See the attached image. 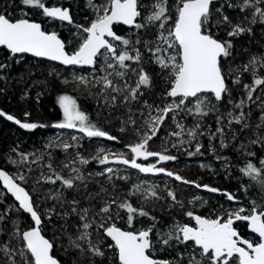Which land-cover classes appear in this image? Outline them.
<instances>
[{"label": "rangeland", "instance_id": "rangeland-1", "mask_svg": "<svg viewBox=\"0 0 264 264\" xmlns=\"http://www.w3.org/2000/svg\"><path fill=\"white\" fill-rule=\"evenodd\" d=\"M236 1L239 10L236 13V16L230 20L232 24L240 23L241 26L245 28H251V32H245L239 35L246 36L248 42L247 46L242 47L240 51L237 50L234 58L231 59L229 63L228 61H221L222 71L225 75V82H228L226 83L228 92L223 94L221 100H216L212 93L201 94V98L205 100L207 105L204 110L207 114L203 116L195 114L194 112L196 98H189L191 103L185 101V104L187 107L193 108V113H188L183 110L169 113L165 122L160 127L162 132H160L156 141V146H158V148L155 151L149 148L150 151L162 152L176 157L180 154H183L184 156V154L189 151L197 154V145H200V149L201 147H205L202 151V155H199L196 160H182L184 164L181 163L182 161H178L177 158L163 162H158V158H156V160L146 162V164L157 162V167H164L166 171H171L176 175L181 176L184 181H190L192 183L178 181L175 179V176H168L166 172L158 173L157 175H143L122 164L112 163V160L116 158V155L131 158L128 146L136 143L139 139L140 133L147 130L145 121L149 119V114L153 116L156 115V106L163 107L165 104L172 102L173 98L166 95L170 86L167 78L168 71L162 69L155 63L153 53L148 50L150 47L156 46L154 42L156 41L159 31V22H157V24H150L142 29L121 26L123 29L121 36L133 42L129 46H123L119 41H112L117 45L118 49L124 47H128L130 50L132 48L139 49L141 53V61L139 64L133 61H130V64L129 61H126V63L130 66L132 65L131 69L138 70L141 67L140 64L142 63V59H144L147 61L146 64L155 71L158 80L162 82L161 87L155 96L145 95L147 89L145 88V85H141L138 90L137 98L129 101L124 100V96L128 94L127 90L115 93L111 88H108L111 94L109 96L110 103L120 110L121 108L125 110L124 116L127 122H129L128 125L132 128L133 137L126 141L125 146L111 141L102 140L101 138L105 137H100L99 139L94 140L96 153L88 156L87 154H82L75 148L80 140L87 137L79 130V128L69 129L55 127V125L60 122L48 123L46 126L44 125L39 128L41 136L39 135L36 139L38 141L41 140L46 145L45 150L49 148L52 149L59 145L65 151V155L67 154L66 159H64L60 165V170H58L59 175L65 178L74 176L75 173H73L72 169L76 168L80 170V173H82L83 176L88 175L98 178L105 186H107V188H105V186H98L95 189L94 196L97 200L93 203V208L88 212L87 217L88 222H92L94 219L95 223H92V227L87 229L90 235L85 239L80 240L84 246L80 247H83V250L89 252L91 255L94 254L89 247L90 244L99 247L104 253L103 256H95L106 257L108 261L120 264L118 262L115 246L104 235V230L99 228V223L101 222L100 218L103 216L104 220L108 223H115L117 226L118 224H123L125 227L124 229L129 231L138 232L152 227L153 230L150 233L152 248L149 249V254L155 258L169 261L171 264H190V261L192 264H196V262H199V264H210L208 257L202 256L200 248L195 246L193 242H179L173 237V239L165 245L163 239H166L167 236L162 237L160 234L169 232L175 224H189L190 226L195 227V220L186 215L188 211H193L195 215L215 219L217 216H226V213L240 208L247 210L252 206L254 201L257 204H264V189L258 187L256 181L253 179H240L241 176L239 171L231 166L228 167L227 162L214 161L209 157L212 152L233 146V151L241 157H244V155L250 156V153L255 154L254 158H251V160L254 161V165H256L257 168H264V165L261 164V161H264V85H254L255 78H264V45L257 46L255 44L257 39L264 40V22L260 21L257 14L256 22L251 23L255 7L264 8V0H262L261 3H256V0H252V6L243 11L241 10L243 0ZM45 2L46 5L59 6L62 8H70L69 6L73 4L74 6L72 8H75L70 11L72 23H64L46 17L43 15L41 9L26 6L22 3V0H1L0 14H5L13 20L20 18L35 19L37 21L42 20L47 31L61 30L63 32L68 52H73L78 48L83 35H85L77 26L83 25L84 27H87L90 22L95 19L96 13L90 5L89 0H48V2ZM104 2L105 0H92V3L94 4H101ZM178 2L179 0H168L169 13L173 17L172 20L168 21V27H171L174 21L175 9ZM152 3L153 0H140L142 16L137 18L138 22H145L143 18L150 13V6ZM222 6L221 3L214 6V8L221 10L219 11L221 15L219 14L220 19L218 20H221L222 16L225 15ZM216 9L212 8L213 11ZM217 25L221 26V24L212 23L210 28L214 35H223V37L232 38L227 35L231 30V25L227 24L221 30L215 28ZM137 40L140 41L139 44L135 43ZM12 56H14V64L20 65L21 55L12 54ZM253 57L256 58L257 62L255 65H249V62ZM11 60L12 57L9 55L4 57L3 65L10 66ZM32 62V65L38 64V68L42 65L43 68H40L46 70V74L57 79L63 85L64 90L71 88L75 84L86 85L90 83L93 86L103 85L102 82H95L96 80H99L100 77L104 76L103 73L105 71L101 70L104 65L103 57L98 58L97 65L90 68L76 66L62 69L49 63L41 64L37 62L35 63L34 61ZM245 65H249L247 71H245ZM108 71L112 70L108 69ZM253 73H255V76ZM74 77H85L86 82H80ZM116 78H118L120 83H114L115 85L123 87L124 84L127 83L129 87H135L138 75L136 72L127 71L123 78ZM244 85H252L255 89L252 92L251 99L248 98L249 89L245 88ZM61 95L68 94L63 93ZM113 95L116 96L115 101L112 100ZM242 100L244 101L243 105L237 107ZM149 105L152 107L149 108ZM60 111L63 115V110L61 108ZM241 113L244 114V117L240 122H237L234 118L240 116ZM121 120L123 123L120 124L119 129L124 130L125 124L123 119ZM131 121H135V124L131 123ZM14 124L19 128L18 130L20 132L25 130L16 123ZM177 124L183 125L185 129L179 137L172 135L174 132L181 131V129L177 127ZM217 129H223V132H218ZM188 130H192L195 133V136L188 135ZM15 137L18 138V140L20 139L19 136ZM73 137L76 139L74 140ZM236 137H238V139L234 141ZM247 137L248 139H252V141L247 140L249 141V146L254 145L253 148H255V150L250 148L248 153L243 146V144H245L243 141ZM181 141H183V143H181ZM18 143H22V147L18 145L20 150L15 151V155L11 149L6 150L2 164L8 167L9 172L14 178H16V181L28 183L29 181L31 183L44 181L45 177L41 167V153L37 147V143L34 140L29 142L26 136L22 138V140L20 139V142ZM65 143L71 145L66 150L63 147ZM173 145H175V147ZM101 149H104L107 153L116 154L110 155L109 162L105 165H101L98 162V159L95 163L94 161L92 162V159L97 156ZM244 152L247 154H244ZM81 157L87 159L88 163H81ZM109 167L113 169L111 174L106 173L105 171L106 168ZM98 173L105 174L98 175ZM19 175H24L25 180L20 181L18 179ZM109 176H111V179H109ZM187 176L193 179H189ZM205 176H211V178H215V180L218 181L220 179L227 180L228 182L233 181V183L235 182V185H232L234 189L230 192L208 191L203 185H208L210 188L214 187L209 185L210 183L204 181L203 178ZM260 178L264 179V177ZM215 180L213 179L212 181L216 182ZM76 181L79 182V180ZM238 183L242 184L243 187L239 188ZM197 184L201 185V187L197 188ZM135 185H141L142 189H153L157 195L153 197L150 193L143 190L136 192L134 189ZM108 188L110 190H108ZM69 190L70 189L64 186L59 180L56 185L51 184L48 188H45L42 195L44 205L41 206L40 211L46 218L63 216L66 219H69L72 224L75 223L73 226L74 235L71 239L76 240L77 237L85 231L82 227L84 221L80 220V215L83 213L81 209L77 206L75 207V205L66 206L64 204V202L67 201L66 195ZM169 191L175 193L176 201H173L168 195ZM29 193H32L31 190ZM227 193L232 194L235 199L231 201L228 200ZM4 194L7 193L0 186V196L3 197ZM60 198H64V200L61 201ZM113 199L116 203L111 205L109 213H101L100 209L106 204L111 203ZM125 201L131 203L132 206L137 209L150 207L154 211L158 212L159 210L160 212H164L165 215L160 217L157 220V223L147 215L136 217L135 219L133 218L134 220L129 224V214L127 210L118 207L120 203ZM11 206L13 211L17 210L16 208L19 209L17 203L14 201ZM36 207H38V204ZM74 207L76 208L75 212L73 211ZM7 209L9 210L10 206H8ZM143 210L146 211V209ZM243 214H247V211ZM108 216L112 217L110 221L107 219ZM0 217H2V219H0V227H2L4 225L2 220H4L5 217H3L1 210ZM9 225H11L10 229L13 238L17 240V245L13 248L12 245L7 240L4 241L3 236L0 235V251L9 263L13 264V262H15V264H23V258L20 255V251L23 249V242L21 243L20 239L14 235V232L17 227L22 232L24 229L30 227V225L28 222L19 224L10 222ZM153 225H155V227H153ZM237 229L240 230L241 227L238 226ZM250 234L249 238L246 239L258 241L259 238L257 236L252 233ZM109 245H112V247H109ZM5 246L10 250L9 255H5ZM23 250L25 251V256L29 259L28 256H30V254L27 253L26 249Z\"/></svg>", "mask_w": 264, "mask_h": 264}, {"label": "snow or ice", "instance_id": "snow-or-ice-1", "mask_svg": "<svg viewBox=\"0 0 264 264\" xmlns=\"http://www.w3.org/2000/svg\"><path fill=\"white\" fill-rule=\"evenodd\" d=\"M213 2L214 0H179L172 26L168 27V21L173 19L169 13L168 0H153L150 13L143 18L144 23L137 21V18L142 16L140 0H105L101 4H94L92 0H89L96 13L95 19L87 27L77 26L85 35H83L78 48L71 53L66 51L65 43L55 31L47 32L43 30L41 24L27 18L13 20L5 14H0V46H4L12 54L31 53L35 57H45L53 61H59L63 65L96 66L98 58L103 57L104 65L101 70L105 71L106 74L95 82H102L105 88H111L115 93L127 90L128 94L124 96V100L129 101L137 98L141 85H150V76L144 71L143 67L138 70L131 69V66L126 63V61H133L139 64L141 53L136 48L131 50L128 47L118 49L112 41H119L123 46H129L133 42L117 35L113 30V25L122 23L134 26L136 29H142L159 22V31L154 42L156 46L150 47L148 50L153 53L155 63L168 71L167 78L170 86L166 95L173 98L172 102L165 104L163 107L156 106V115L149 114V119L145 121L147 130L140 133L136 143L128 146L131 158L107 153L104 149H101L94 159H98L101 165H105L109 162L110 155H116L118 162L130 165L141 173L166 172L168 176H175L178 181L192 183L184 181L181 176L171 171H166L164 167H157L156 163L141 164L137 162V159L143 157L147 160L148 157H157L158 162L176 159L174 156L149 150V142L157 135L169 113L177 110L193 113V108L187 107L185 101L191 103L189 98H196L195 114L206 115L204 109L207 105L205 100L201 98V94L212 93L216 100H221L223 94L228 92L225 75L222 71L221 58L230 55L232 43L230 40L221 41L217 39L209 28ZM261 2L262 0H256V3ZM22 3L26 6L41 9L46 17L72 23V17L67 8L47 6L45 0H22ZM251 6L252 0H243L241 10L243 11ZM217 11L221 10L217 9ZM257 14L260 21L264 22V8L255 7L251 23L256 22ZM217 23L231 25V30L227 33L229 37L251 32V28H245L240 23L232 24L227 15H223L222 20H218ZM108 37L111 38V41L107 39ZM135 43L139 44L140 41L137 40ZM256 62V58L253 57L249 65H255ZM249 65L244 66L245 71L248 70ZM4 66L0 64V68ZM108 69L112 71H108ZM128 70L136 72L138 75L135 87H129L127 83L123 87L115 85L113 80L109 78L112 76L123 78ZM253 74L255 76V73ZM74 78L80 82H86L85 77ZM254 85H264V78H255ZM244 87L249 89L248 98L251 99L252 92L255 89L252 85H244ZM112 100H116L115 95L112 96ZM58 103L63 110V121L56 124L55 127L79 128L87 137L117 139L91 123L89 117L79 109L73 97L61 95L58 97ZM243 103L242 100L237 107L242 106ZM148 107L151 108L152 106L149 105ZM28 115V113H25L26 117ZM0 116L6 117L9 121H14L20 127L28 130L43 126L36 123H22L15 116L2 110H0ZM243 117L244 114L241 113L240 116L234 119L240 122ZM131 123L135 124V121H131ZM177 127L181 131L174 132L172 135L179 137L185 129L180 124H177ZM217 131L222 133L223 129H217ZM188 135L194 137L195 133L188 130ZM73 139L76 138L73 137ZM70 146L67 143L63 145L65 150ZM173 146L175 147V145ZM199 151L200 145H197L196 152ZM193 154L195 153H189V155ZM249 155L254 154L250 153ZM81 163L87 164L88 160L81 157ZM261 164L264 165V161H261ZM49 168H51V165H49ZM72 171L75 175L68 178L56 174L54 179L53 177H46V179L51 183L59 180L64 186L71 188L76 180L84 179L79 169L73 168ZM105 171L111 174L113 169L109 167ZM241 171L254 180L258 177H264V168H257L252 163H248ZM104 174L98 173V175ZM18 179L23 181L25 176L19 175ZM109 179H111V176H109ZM0 181L3 182L7 191L15 197V200L19 202V209L30 214L34 222L33 227L22 232L17 227L14 232V235L23 241V249H26L31 257V259H28L22 249L20 255L23 258V264H59V261L51 254L52 242L42 234V218L34 207V201L29 191L20 183H17L16 178L3 169H0ZM260 182L264 185V179H261ZM196 187L199 188L201 185L197 184ZM203 187L211 192L219 191V189L210 188L208 185H203ZM134 189L136 192L142 190L148 192L153 197L157 195L153 189H142L141 185H135ZM168 195L173 201H176L174 192L169 191ZM226 195L230 201L235 199L230 193ZM76 203V201H73V204ZM115 203L116 201L113 199L111 203L101 208L100 212L109 213L111 205ZM118 207L127 210L129 224L132 223L135 214L148 215L142 208L137 209L127 201L120 203ZM73 211H76L75 207ZM81 211L83 214L80 215V220L84 221L82 227L85 231L77 237L78 240L88 237L90 233L87 229L92 227V223H95L94 219L92 222L87 221L89 209L85 208ZM245 211H247V214H243ZM186 215L195 220L196 226L193 227L189 224L173 225L169 232L160 234L162 237L167 236L166 239H163L165 245L173 237L179 242L191 241L200 248L202 256L208 257L210 264H264V204H257L254 201L247 210L240 208L226 213V216H217L215 219L195 215L193 211H188ZM100 219L99 228L103 229L106 235L115 242L120 264H171L169 261L155 260L149 254V249L152 248L150 241L152 227L138 232L125 231L115 223L105 221L103 216ZM107 219L110 221L112 217L108 216ZM152 219L155 220L154 217ZM234 221H247L251 231L258 234V241L241 237L233 227ZM71 243L76 248H80V244L76 243L75 240H72ZM89 247L94 255H104L99 247L91 244ZM109 247H112V245H109ZM4 252L5 255L10 254L7 246L4 247ZM190 264H192L191 261ZM196 264H199V262H196Z\"/></svg>", "mask_w": 264, "mask_h": 264}, {"label": "trees", "instance_id": "trees-1", "mask_svg": "<svg viewBox=\"0 0 264 264\" xmlns=\"http://www.w3.org/2000/svg\"><path fill=\"white\" fill-rule=\"evenodd\" d=\"M45 1L48 2V0ZM220 3L223 5V12L229 17V19L235 17L236 13L239 10L236 0L214 1L211 5V18L209 22V28H211L212 23L218 24L216 21L220 19L219 14L221 15V13L218 12L217 9L214 8V6ZM229 5L232 6L230 7ZM73 6V4L69 6L70 11L75 8H72ZM212 8L216 10L213 11ZM33 21L37 20L33 19ZM37 22H40L43 25L42 20H39ZM225 25L227 24L221 23V26L217 25L215 26V28L221 30L225 27ZM43 28L46 30L44 25ZM114 29L116 31H119L120 33L123 30L120 25L114 26ZM55 32L65 43V36L63 32L61 30H55ZM215 37L221 41H231L232 48L230 49V55L228 57L221 58V61H228V63L231 59L234 58L237 50L240 51L242 47L248 45L246 36L226 38L223 37V35H215ZM255 44L257 46H263L264 40L257 39ZM65 48L68 51L66 45ZM8 55L12 57L10 66H4L3 68H0V110H2L3 112L15 116L17 119L21 120V122L36 123L43 126H46V124L48 123L62 122L63 115L61 114L58 104V97L61 94L66 93L76 100L77 106L89 117V121L91 123L106 131L110 136H114L117 138L116 140H110L105 137L101 138L102 140H107L109 142L111 141L125 146L126 141L133 137L132 128L128 125L129 122H127L124 116L125 110L123 108H121L120 110L110 103V90L108 88H105L104 85L93 86L90 83L86 85L75 84L71 88L64 90L63 85L57 79H54L53 76L46 74V70H42L40 68L42 67V65L38 68V64L32 65V61L41 64H53V66L62 69L66 68H63L62 66L55 63L34 59L28 55H21V64L15 65L13 62L14 56H12L10 52L2 47H0V64L4 63V57ZM146 62L147 61L142 59V63L140 64L141 67H143L144 71L150 76V85H145V88L147 89L145 95L147 94L149 96H155L157 91L161 87L162 82L158 80L157 75H155V71L150 66H148ZM128 72L131 71L128 70ZM103 74L105 75L106 73L104 72ZM109 78L112 79L115 84L120 83L118 78H116L115 76ZM226 83L228 82L226 81ZM25 113H28L29 115L27 117L23 116L25 115ZM200 115L203 116V114ZM121 119H123L125 124L124 130L119 129L120 124L123 123ZM14 123L15 122L7 120L6 117L0 116V167L6 169L9 172L8 167L2 164L4 153L6 150L11 149L13 154L15 155V151L20 150L19 146L22 147V143H18L20 142V139L22 140V138L26 136L29 142L31 140H34L37 143V147L39 148V151L41 153V167L43 169V174L45 177L44 181H38L36 183H31L30 181L29 183L18 182L22 184L27 189V191L30 192L31 190L32 192L30 194L33 198L34 206L42 218V232L53 243V254L63 264H116L115 262L108 261L106 257L91 255L89 252L83 250L84 246L78 239L75 240L76 243L80 244V246L83 247L76 248L75 246H73L71 243V238L74 235L73 226L75 225V223L72 224L69 219H66L63 216H52L51 218H46L40 211L41 206L44 205V199L42 197L43 190L45 188H48L51 184L56 185L58 183V180L55 183H51L46 179V177H53V179L55 178V175L58 174L60 165L62 164L63 160L66 159L67 154L65 155V151L59 145L52 149L49 148L45 150L46 145L41 140L38 141L36 139L40 135V127L32 130L25 129L24 131L20 132L18 130L19 128ZM160 132H162V129L159 130L157 135L153 137V139L149 142V148H151V150L155 151L158 148V146H156V141ZM15 136H19L20 139L18 140V138H16ZM99 138L100 137H86L80 140L75 148L84 155H92L96 153L94 140H97ZM237 139L238 137H236L234 141H236ZM247 140L252 141V139H248L247 137L243 141L245 142V144H247H243V146L246 148L245 150L248 153L250 148L252 150H255V148H253L254 145L249 146V141ZM204 149L205 147H201L200 151L197 154L189 155V153H192L189 151L188 153L186 152L184 156L183 154H180L179 156H176V158L178 161H194L197 159V157H199V155H202V151ZM246 152H244V154ZM254 156L255 154L250 156L244 155V157H241L233 151V146L217 150L209 155L212 160L227 162L228 167L231 166L232 168L238 170L241 176L240 179L242 180L253 179L252 177L245 175L241 170L244 169L248 163L254 164V161L251 160V158H254ZM93 161L95 163L97 159L93 158L92 162ZM181 163L184 164L183 161ZM49 165H51V168H49ZM187 178L189 177L187 176ZM203 179L206 183H210L209 185L213 186L216 189H219V191L230 192L232 189H234L233 186L235 185V182L233 183V181L228 182L224 179H220L218 181L215 180V178H211V176H205ZM213 179L216 182H213ZM254 181L257 182L258 187L264 189V185H262L260 182V177H258ZM75 182L76 184H74L73 187L69 188L70 190L66 195L67 201H65L64 204L66 206L75 205V207L77 206L81 210L87 208L90 211L93 208V203H95L97 200V198H95L94 196L95 189L98 186H105L104 183L100 179L88 175H85L83 180ZM241 185L242 184L238 183L239 188L243 187V185ZM105 188H107V186H105ZM108 190L110 189L108 188ZM60 199L61 201L64 200V198ZM73 201H76L77 203L73 204ZM12 203V199L7 194H4L3 197L0 196V210L3 214V217H5L4 220H2L4 227H0V235L3 236L4 241L7 240L12 245V247L15 248V246L17 245V240L14 239L11 234V225H9V223L11 222L19 224L28 222L30 226L32 223L29 220V217L20 209L16 208L17 210L13 211L11 206ZM37 204L38 207H36ZM8 206H10L9 210L7 209ZM143 209H146V211H144L148 213V216H150L151 218H155V220H152L156 221V223L158 222L157 220L160 217H163L165 215L164 212H160L159 210L158 212L154 211L150 207ZM136 217L141 216L135 214L133 218L135 219ZM118 227L123 229L125 228L123 224H118ZM28 257L29 259H31L30 256ZM0 264H12L8 262L1 251Z\"/></svg>", "mask_w": 264, "mask_h": 264}, {"label": "water", "instance_id": "water-1", "mask_svg": "<svg viewBox=\"0 0 264 264\" xmlns=\"http://www.w3.org/2000/svg\"><path fill=\"white\" fill-rule=\"evenodd\" d=\"M214 1H217V0H214ZM48 6V5H47ZM50 7H51V5H49ZM57 7H59V6H57ZM68 9V8H67ZM70 11V10H69ZM71 15V14H70ZM72 17V16H71ZM53 19V18H52ZM55 20H58V19H55ZM32 21V20H31ZM58 21H60V20H58ZM34 22H36V23H39V24H41L40 22H37V21H34ZM61 22H64V23H69V22H67V21H61ZM118 24H121V25H123V26H125V27H127V28H131V27H134V26H129V25H124V24H122V23H118ZM42 25V24H41ZM115 25V24H114ZM113 25V26H114ZM43 28V27H42ZM44 30V29H43ZM114 30V29H113ZM45 31H47V30H45ZM47 32H52V31H47ZM117 35H120L119 33H116ZM121 36V35H120ZM59 37V36H58ZM60 38V37H59ZM61 39V38H60ZM107 39H109L110 41H111V38L110 37H108ZM62 40V39H61ZM63 41V40H62ZM117 42V41H116ZM0 47H2V48H5L4 46H0ZM6 49V48H5ZM7 50V49H6ZM8 52H10L9 50H7ZM67 51V50H66ZM11 53V52H10ZM70 53V52H69ZM12 54V53H11ZM13 55H22V54H13ZM24 55H28V56H30V57H32V58H34V59H38V60H45V61H47V62H51V63H55V64H58V65H60V66H62V67H72V66H77V67H82V68H90V67H92V66H87V65H84V66H80V65H63L61 62H59V61H53V60H51V59H49V58H45V57H35L33 54H31V53H24ZM215 97V96H214ZM156 158L157 157H148L147 158V160H145L143 157H140V158H138L137 159V162L138 163H141V164H146V162H148V161H152V160H156ZM112 163H116V164H122V163H120V162H118L117 161V159L115 158V159H113L112 160ZM154 163H156L157 164V162H154ZM122 165H124V164H122ZM124 166H126V167H129V168H131V169H134V170H136V171H138V172H140L138 169H135V168H132L130 165H124ZM0 169H3L4 171H6V172H8L6 169H4V168H2V167H0ZM9 173V172H8ZM141 173V172H140ZM10 174V173H9ZM141 174H143V175H157L158 173H141ZM11 175V174H10ZM17 182V181H16ZM17 183H19V182H17ZM0 186L4 189V191L12 198V200L14 201V202H16L17 203V205H18V207H19V202L18 201H16L15 200V197L10 193V192H8L7 191V189H6V187L4 186V184H3V182L2 181H0ZM23 186V185H22ZM24 187V186H23ZM26 189V188H25ZM35 207V206H34ZM23 213H25L28 217H29V219H30V221H31V226L30 227H33L34 226V222L32 221V219H31V217H30V214H28V213H26V212H24L22 209H20ZM246 222V224H247V229H248V231L250 232V233H252V234H254L255 236H257L258 237V234H256V233H253L252 231H251V229H250V227H249V223L247 222V221H245ZM30 227H28V228H30ZM27 228V229H28ZM27 229H24V230H27ZM122 230H125V229H123V228H121ZM23 230V231H24ZM125 231H129V230H125ZM42 234H43V232H42ZM104 234H105V236L112 242V244L115 246V242L111 239V237H108L107 235H106V233L104 232ZM44 235V234H43ZM45 236V235H44ZM45 238H47L50 242H51V240L47 237V236H45ZM259 238V237H258ZM117 250V249H116ZM51 254H52V251H51ZM53 255V254H52ZM54 256V255H53ZM151 257L153 258V259H155V260H159V261H164V260H162V259H159V258H155V257H153L152 255H151ZM54 258H56L55 256H54ZM117 258H118V251H117ZM58 261H59V259L58 258H56ZM118 262H119V259H118ZM120 263V262H119ZM59 264H63V263H61L60 261H59Z\"/></svg>", "mask_w": 264, "mask_h": 264}, {"label": "flooded vegetation", "instance_id": "flooded-vegetation-1", "mask_svg": "<svg viewBox=\"0 0 264 264\" xmlns=\"http://www.w3.org/2000/svg\"><path fill=\"white\" fill-rule=\"evenodd\" d=\"M71 13V12H70ZM33 20V19H32ZM116 25H120V26H123V25H121V24H115L114 26H116ZM114 26H113V29H114ZM114 31L116 32V33H119L120 35H121V33L119 32V31H116L115 29H114ZM114 42H116V41H114ZM118 42V41H117ZM238 226H240L241 227V229L240 230H238L237 228H238ZM233 227L237 230V232L239 233V235L241 236V237H243V238H249V236L251 235L250 234V232L248 231V229H247V224H246V222L245 221H234V224H233ZM254 239H256V238H254Z\"/></svg>", "mask_w": 264, "mask_h": 264}, {"label": "bare ground", "instance_id": "bare-ground-1", "mask_svg": "<svg viewBox=\"0 0 264 264\" xmlns=\"http://www.w3.org/2000/svg\"><path fill=\"white\" fill-rule=\"evenodd\" d=\"M33 21V20H32ZM66 68V67H65ZM10 173V172H9ZM11 174V173H10ZM12 175V174H11ZM18 182V181H17ZM22 185V184H21ZM27 190V189H26ZM242 222V221H241ZM52 242V241H51ZM53 244V243H52ZM52 254H53V248H52ZM54 255V254H53ZM55 256V255H54ZM56 257V256H55ZM57 258V257H56Z\"/></svg>", "mask_w": 264, "mask_h": 264}]
</instances>
